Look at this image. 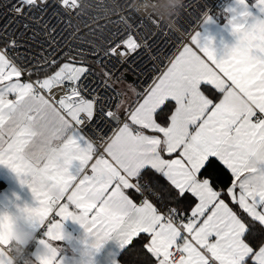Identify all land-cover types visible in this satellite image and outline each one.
Here are the masks:
<instances>
[{
	"label": "snow or ice",
	"instance_id": "snow-or-ice-1",
	"mask_svg": "<svg viewBox=\"0 0 264 264\" xmlns=\"http://www.w3.org/2000/svg\"><path fill=\"white\" fill-rule=\"evenodd\" d=\"M237 4L228 19L234 45L218 55L197 32L191 43L198 52L184 47L142 101L124 108V120L123 101L112 110L83 95L89 67L66 62L52 72L57 61L39 67L20 39L0 37V166L36 202L19 211L30 227L44 229L39 245L48 255L38 256V264H59L51 242L64 240L66 221L84 229L91 250L115 241L119 264L138 239L147 255L143 264H264V19L252 15L246 0ZM60 5L77 14L82 8L80 0ZM50 7L48 0H15L10 11L28 16ZM254 7L264 14V0ZM121 46L135 51L138 44L129 34L110 42L104 56L123 55ZM202 83L222 99L205 95ZM57 88L64 90L59 99ZM173 101L166 114V102ZM98 122L118 125L100 155L89 138ZM213 157L230 173L226 188L204 175ZM13 220L0 214V264H10L3 234Z\"/></svg>",
	"mask_w": 264,
	"mask_h": 264
},
{
	"label": "built area",
	"instance_id": "built-area-1",
	"mask_svg": "<svg viewBox=\"0 0 264 264\" xmlns=\"http://www.w3.org/2000/svg\"><path fill=\"white\" fill-rule=\"evenodd\" d=\"M14 2L0 0V37L20 39L29 59L39 67H48L52 61L59 63L65 58L97 66L98 71L90 69L87 78L82 77L86 85L83 95L101 99L102 103L115 110L119 95L113 81L129 72L134 77L132 83L138 97L142 98L184 47L192 45L191 39L207 15L214 14L224 0H182L178 15H170L160 8L162 0H80L82 8L78 14L61 7L60 0H48L51 7L47 12H34L28 16L10 11ZM54 8L59 9V16L54 14ZM24 24L28 25L27 29ZM113 33L119 35L113 36ZM129 34L138 44L135 51L121 46L117 51H123V55L104 56L110 42L122 40ZM45 57L47 64L44 63ZM105 72L109 75L105 76ZM35 78L27 74L24 77ZM54 92L57 99L64 95L62 88L54 89ZM117 127L115 123L99 122L92 126L96 134L89 133V138L97 148V155L104 154ZM149 199L160 206L155 197L149 195ZM42 231L40 228L36 232L35 241L27 249L30 258Z\"/></svg>",
	"mask_w": 264,
	"mask_h": 264
},
{
	"label": "crops",
	"instance_id": "crops-1",
	"mask_svg": "<svg viewBox=\"0 0 264 264\" xmlns=\"http://www.w3.org/2000/svg\"><path fill=\"white\" fill-rule=\"evenodd\" d=\"M246 3L249 6V10L251 11L253 16L264 19V14H261L258 9L254 7V5L256 4V0H246ZM220 8H222V10L218 11V9ZM218 9L214 14L209 16L211 18V22H204L197 32L200 33L202 40L210 39L213 43V46L217 50V54L222 55L226 47L230 48L235 43V37L231 34V30L228 25V19L232 17L234 11H239V5L237 4V0H224L222 5ZM188 47H192L198 52V49L195 48V45L192 44ZM200 55L202 56L203 54L200 53ZM58 67L50 70L54 72L58 69ZM43 75H45V73H42L41 76ZM129 82L132 83V81L130 80ZM228 83L230 84V81ZM201 91L205 95L213 99L214 102H219V100L223 97V93H220L211 84L202 83ZM142 98L138 97V91L133 85V90L130 91L128 99L123 101L124 106L120 113L121 120H124L125 118L124 108L131 109L135 107L137 102L142 101ZM118 103H120V97ZM158 122L163 123L159 120ZM210 182L212 183L211 179ZM214 187L216 186L214 185ZM138 196H140V194L137 195V193H134L132 194L131 198H133L135 202L139 203V201L141 200V196ZM188 198L189 200L194 201V198L191 197L190 194ZM35 206L36 202L30 190L26 186L20 184L18 178L14 173L11 172L10 169L4 166H0V214L7 213L13 216L17 219V224L20 227L32 231L35 235L40 228L33 229L32 227H30L24 221V219L22 218V213L19 211L20 209H23L25 207ZM49 219H52V217H50ZM63 232L65 237L64 240L51 242L54 246L58 247V255L56 259L59 264H112L113 260H116L119 264V257L121 253L115 241H108L99 251H95L90 249V238L78 223H75L73 221H66L63 226ZM43 233L44 229L41 232V239H43ZM40 249L41 246L39 245L38 241L32 251V264H37L36 254L40 251ZM121 264L123 263L121 262Z\"/></svg>",
	"mask_w": 264,
	"mask_h": 264
},
{
	"label": "clouds",
	"instance_id": "clouds-1",
	"mask_svg": "<svg viewBox=\"0 0 264 264\" xmlns=\"http://www.w3.org/2000/svg\"><path fill=\"white\" fill-rule=\"evenodd\" d=\"M182 6V0H162L159 5L170 15H178V10ZM5 215H9L4 213ZM4 240L9 246V250L6 252L10 264H32V260L27 254V249L35 241L36 237L30 230L20 227L15 220H13L12 226L4 230ZM47 249L41 248L36 254V262L38 264V256H47Z\"/></svg>",
	"mask_w": 264,
	"mask_h": 264
},
{
	"label": "trees",
	"instance_id": "trees-1",
	"mask_svg": "<svg viewBox=\"0 0 264 264\" xmlns=\"http://www.w3.org/2000/svg\"><path fill=\"white\" fill-rule=\"evenodd\" d=\"M57 66H58V64L55 65L53 69L57 68ZM41 75H42V73H41ZM215 94H217V93H215ZM173 103L174 102H166V105L164 108V112L166 114L169 112L170 109L173 108V106H174ZM157 119L163 123L165 122L164 115H158ZM210 160L212 162L211 167H208L207 172L204 175L208 176L211 179L212 183L218 189L222 188V187L226 188L231 181L230 173L216 159L211 158ZM209 174H211V175H209ZM161 183L168 186L171 191H173V192L176 191L175 189H171V186L163 178L161 179ZM137 195H139V194L137 193ZM138 197H140V196H138ZM233 207H235V206H233ZM181 208H183V206H181ZM143 243H144V241L139 240V239L134 241V244L129 246L128 250L122 254L121 262L123 264H143V262L147 259V255L145 253V250L142 249V247H141V245ZM119 259H120V257H119Z\"/></svg>",
	"mask_w": 264,
	"mask_h": 264
},
{
	"label": "rangeland",
	"instance_id": "rangeland-1",
	"mask_svg": "<svg viewBox=\"0 0 264 264\" xmlns=\"http://www.w3.org/2000/svg\"><path fill=\"white\" fill-rule=\"evenodd\" d=\"M221 10H222V8L218 9V11H221ZM66 62H72L76 66H87L91 70H94V71H98L99 70V68L97 66L93 65L92 63L85 62V61H82V60H79V61L78 60H73L71 58H65L64 60L60 61L57 64H58V66L59 65L61 66V65H63ZM112 85L116 89V91H117V93H118V95L120 97V102L121 101H125L126 99H128L130 91L133 90V84L130 83L129 80H127L126 77H120V78L115 79L113 81Z\"/></svg>",
	"mask_w": 264,
	"mask_h": 264
},
{
	"label": "water",
	"instance_id": "water-1",
	"mask_svg": "<svg viewBox=\"0 0 264 264\" xmlns=\"http://www.w3.org/2000/svg\"><path fill=\"white\" fill-rule=\"evenodd\" d=\"M123 76L126 77L130 81H133L134 80V77L129 72H125L123 74Z\"/></svg>",
	"mask_w": 264,
	"mask_h": 264
}]
</instances>
